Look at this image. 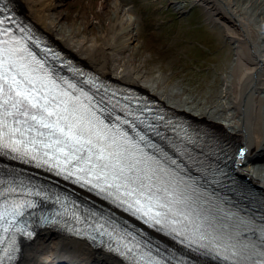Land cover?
I'll use <instances>...</instances> for the list:
<instances>
[{"label": "bare ground", "instance_id": "bare-ground-1", "mask_svg": "<svg viewBox=\"0 0 264 264\" xmlns=\"http://www.w3.org/2000/svg\"><path fill=\"white\" fill-rule=\"evenodd\" d=\"M211 1L222 4L231 15L230 22H220L221 18L215 14L211 17L222 24L235 47L233 63L227 75L221 77L220 90L207 99H200L198 93L187 88L176 90L161 73L148 74L143 63L133 58L135 22L125 0L112 4L120 30L113 35L101 32L100 40L88 37L75 24L61 22L51 12L54 8L51 0H7V3L22 14L29 29L41 38L37 43L53 46L64 61L71 60L74 66L84 67L80 70L83 76L92 72L116 88H134L138 100L153 99L175 117L194 125L198 133L193 141L196 166L200 170L193 173L199 177V189L207 191L205 182L210 170L219 173L216 181H224L222 196L229 195V188L232 192L239 190L235 188L240 176L250 184V189L236 192L238 196L233 202L242 201L244 208L248 204L246 199H254L257 202L253 203L258 204L255 208L264 217V159L252 160L256 152L264 149V0ZM46 57L53 69L57 67L53 57ZM70 74L76 73H65L68 77ZM227 168L233 174H227ZM179 169L189 173L186 163ZM20 250L13 264H128L86 240L45 226L38 228Z\"/></svg>", "mask_w": 264, "mask_h": 264}, {"label": "rangeland", "instance_id": "rangeland-1", "mask_svg": "<svg viewBox=\"0 0 264 264\" xmlns=\"http://www.w3.org/2000/svg\"><path fill=\"white\" fill-rule=\"evenodd\" d=\"M51 1L54 16L68 25L75 24L88 37L100 40L101 32L113 35L120 30L112 6L120 0ZM125 2L135 22L132 56L143 63L148 74L161 73L176 90L187 88L198 93L200 99L210 98L220 90L221 77L227 75L233 63L235 47L220 23L232 19L222 4L211 0ZM211 14L218 15L220 22ZM261 150L254 154V162L264 159V149Z\"/></svg>", "mask_w": 264, "mask_h": 264}, {"label": "snow or ice", "instance_id": "snow-or-ice-1", "mask_svg": "<svg viewBox=\"0 0 264 264\" xmlns=\"http://www.w3.org/2000/svg\"><path fill=\"white\" fill-rule=\"evenodd\" d=\"M18 74L22 77L21 80H17L15 76L9 78L7 69L2 76L0 109H3V112L0 113V141H4V138L8 136L15 137L19 134L21 137L27 138L28 133H35L30 138L32 148L28 149L25 140H12L11 143L2 142L0 147H12L13 151L18 152L20 151L19 145L24 144L27 154L28 151H34L39 145L42 149L53 150L58 154L57 159L63 157L64 164L74 165L75 170L69 171L68 175L87 173L96 180H103V186L93 185V187H99L100 191L115 188L119 192L124 188L127 191L123 194L128 197H133L139 192V195L149 200L152 206L166 209L163 213L157 211L151 215L152 206H150L148 211L143 212V215L149 216L156 224L162 222L158 217H166L168 213L183 215L182 212L173 211L170 206L171 201L161 202V198L157 196L160 189L157 188L156 191H153V176L146 171L141 175V170L137 168L139 161L132 164H121L122 153L108 151L112 145H104V141L108 138L103 129H97V126L90 121L88 122L90 127L82 125L83 118L76 115L75 109L70 110L67 102L58 100L55 95L49 96L43 88L36 87L34 78L28 73L18 71ZM25 85H31V87ZM6 117H21L22 119L14 120L16 126L13 127L8 123ZM40 129L49 131L45 133ZM37 137L45 139H37ZM43 155L48 156L49 153L44 152ZM33 158L35 159V157ZM61 171H65V169L61 168ZM81 178L77 176V179ZM86 182L91 183V180ZM134 205H139L136 211H141L144 207L140 199H135ZM134 205L129 204V207ZM187 218L184 216V219ZM172 223H176V221H172ZM128 250L131 251V248Z\"/></svg>", "mask_w": 264, "mask_h": 264}]
</instances>
